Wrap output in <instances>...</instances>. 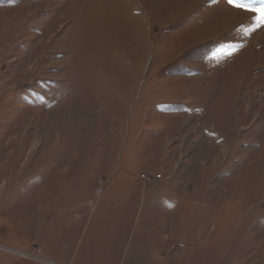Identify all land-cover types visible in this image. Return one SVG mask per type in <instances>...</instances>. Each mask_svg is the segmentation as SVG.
Wrapping results in <instances>:
<instances>
[{
  "label": "rangeland",
  "instance_id": "rangeland-1",
  "mask_svg": "<svg viewBox=\"0 0 264 264\" xmlns=\"http://www.w3.org/2000/svg\"><path fill=\"white\" fill-rule=\"evenodd\" d=\"M257 16L0 0V264H264Z\"/></svg>",
  "mask_w": 264,
  "mask_h": 264
},
{
  "label": "snow or ice",
  "instance_id": "snow-or-ice-1",
  "mask_svg": "<svg viewBox=\"0 0 264 264\" xmlns=\"http://www.w3.org/2000/svg\"><path fill=\"white\" fill-rule=\"evenodd\" d=\"M213 2H215V0H213ZM227 2L230 6H232L235 9L258 14L257 27H260L262 24H264V3H261L259 7H254L252 3H245L244 0H227ZM254 30L255 29H248L246 31L251 32ZM230 47H233L234 49L236 48V46H230Z\"/></svg>",
  "mask_w": 264,
  "mask_h": 264
},
{
  "label": "bare ground",
  "instance_id": "bare-ground-1",
  "mask_svg": "<svg viewBox=\"0 0 264 264\" xmlns=\"http://www.w3.org/2000/svg\"><path fill=\"white\" fill-rule=\"evenodd\" d=\"M93 31H94V30H93ZM93 36H94V35H93ZM94 41H95V40H94ZM93 43H95V42H93ZM97 43H98V42H97ZM101 44H102V43H101ZM91 45H92V44H91ZM90 48H91V46H90ZM93 48H94V47H93ZM100 48H102V47H100ZM100 48H99V49H100ZM91 49H92V48H91Z\"/></svg>",
  "mask_w": 264,
  "mask_h": 264
}]
</instances>
